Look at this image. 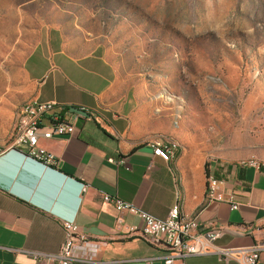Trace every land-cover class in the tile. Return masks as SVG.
Returning a JSON list of instances; mask_svg holds the SVG:
<instances>
[{
	"label": "crops",
	"instance_id": "0c3cea01",
	"mask_svg": "<svg viewBox=\"0 0 264 264\" xmlns=\"http://www.w3.org/2000/svg\"><path fill=\"white\" fill-rule=\"evenodd\" d=\"M120 42L78 26H53L24 59L23 81L13 76L5 85L18 94L0 106V147L5 150L0 157V264H43L34 254L60 250L66 219L102 241L97 263L81 264H147L149 259L164 264L166 247L145 241L142 219L105 203V195L160 219L177 205L183 216L195 219L200 232L219 227L220 248L260 246L264 264V168L219 160L207 165L203 154L175 141L171 160L156 157L151 144L173 139L177 114L172 119L149 99L152 87L140 76L129 50L116 45ZM36 101L86 107L104 122L80 118L72 137H41L39 146L58 163L45 167L25 156V146L9 150L14 142V137L9 141L10 129L16 128L18 117L20 129L23 123L18 107ZM210 176L224 181L222 190L234 195L238 210L226 202H210ZM175 264L239 263L206 255Z\"/></svg>",
	"mask_w": 264,
	"mask_h": 264
},
{
	"label": "rangeland",
	"instance_id": "374dc122",
	"mask_svg": "<svg viewBox=\"0 0 264 264\" xmlns=\"http://www.w3.org/2000/svg\"><path fill=\"white\" fill-rule=\"evenodd\" d=\"M57 25L125 40L116 45L139 65L149 99L179 116L169 138L179 146L207 165L264 166V0H0V106L16 98L5 85L23 81L24 59Z\"/></svg>",
	"mask_w": 264,
	"mask_h": 264
},
{
	"label": "built area",
	"instance_id": "2783aa9c",
	"mask_svg": "<svg viewBox=\"0 0 264 264\" xmlns=\"http://www.w3.org/2000/svg\"><path fill=\"white\" fill-rule=\"evenodd\" d=\"M65 110L66 114H63ZM80 118L96 120L99 124L104 122L102 115L86 107L65 108L56 102L36 101L34 108L22 110V134L19 142H12L9 150L25 146L27 147L25 156L28 159L37 161L45 167L55 168L58 165L57 161L52 154L39 146V140L41 137L52 139L74 136L77 133L75 124ZM151 146L156 157L168 162L177 144H173V140L169 138H160L153 141ZM4 152L5 150H0V157ZM110 161L115 162L113 159ZM259 167L264 168V166ZM223 185L224 181L216 178L210 202H226L232 210H238L239 205L235 202L234 195L232 193L225 195L222 190ZM85 189L86 186H82L81 193ZM104 201L142 219L141 237L150 245H163L167 249L168 253L162 257L164 264H175L185 258L206 255H217L220 260H233L239 264H263L260 259L262 251L260 246L220 248L216 242L222 236V230L219 227L210 226L200 232L195 219L180 220L177 215V205L169 211L165 219H160L108 195L104 196ZM63 228L66 239L60 250L49 255L36 253L35 260L43 264L97 263L102 241L85 235L74 220H63ZM154 260L149 259L147 264H153Z\"/></svg>",
	"mask_w": 264,
	"mask_h": 264
},
{
	"label": "bare ground",
	"instance_id": "6f19581e",
	"mask_svg": "<svg viewBox=\"0 0 264 264\" xmlns=\"http://www.w3.org/2000/svg\"><path fill=\"white\" fill-rule=\"evenodd\" d=\"M34 107H35V103H33V102L32 103L23 104L20 107V109H19V115L21 116V118H22V110H29V109L34 108ZM177 119H179V116L178 115H177ZM22 130H23V123L21 125L20 132L18 133L17 137L14 139V142H19V137L22 134ZM0 150H2L1 147H0ZM174 153H175V151H174ZM174 153L169 156V159L168 160H171L174 157ZM215 181H216V179L214 177H211L209 179V188L208 189H210L211 191H212V187L215 186ZM177 215L179 216L180 220L191 219L189 217L183 216L182 213H181V211H180V209L178 207H177Z\"/></svg>",
	"mask_w": 264,
	"mask_h": 264
},
{
	"label": "water",
	"instance_id": "95a60500",
	"mask_svg": "<svg viewBox=\"0 0 264 264\" xmlns=\"http://www.w3.org/2000/svg\"><path fill=\"white\" fill-rule=\"evenodd\" d=\"M73 111H74V112H77V110H76V109H73Z\"/></svg>",
	"mask_w": 264,
	"mask_h": 264
},
{
	"label": "trees",
	"instance_id": "16d2710c",
	"mask_svg": "<svg viewBox=\"0 0 264 264\" xmlns=\"http://www.w3.org/2000/svg\"><path fill=\"white\" fill-rule=\"evenodd\" d=\"M211 177H213V176H210L209 179H210Z\"/></svg>",
	"mask_w": 264,
	"mask_h": 264
}]
</instances>
